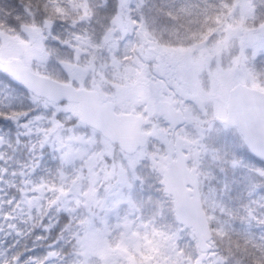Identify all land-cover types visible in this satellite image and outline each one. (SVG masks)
<instances>
[{"label": "snow or ice", "instance_id": "6c2138e0", "mask_svg": "<svg viewBox=\"0 0 264 264\" xmlns=\"http://www.w3.org/2000/svg\"><path fill=\"white\" fill-rule=\"evenodd\" d=\"M0 240L264 264V0H0Z\"/></svg>", "mask_w": 264, "mask_h": 264}, {"label": "trees", "instance_id": "16d2710c", "mask_svg": "<svg viewBox=\"0 0 264 264\" xmlns=\"http://www.w3.org/2000/svg\"><path fill=\"white\" fill-rule=\"evenodd\" d=\"M3 244V241L2 240H0V245H2ZM37 251H39V249H37Z\"/></svg>", "mask_w": 264, "mask_h": 264}]
</instances>
